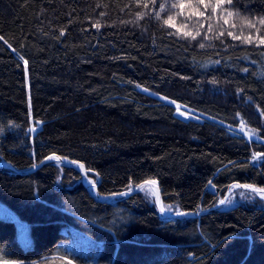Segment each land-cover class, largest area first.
Listing matches in <instances>:
<instances>
[{
	"label": "trees",
	"instance_id": "16d2710c",
	"mask_svg": "<svg viewBox=\"0 0 264 264\" xmlns=\"http://www.w3.org/2000/svg\"><path fill=\"white\" fill-rule=\"evenodd\" d=\"M0 162L33 239L0 218L12 261L56 256L72 226L103 244L83 264H264V199L217 207L264 190V0H0ZM148 180L190 215L127 194Z\"/></svg>",
	"mask_w": 264,
	"mask_h": 264
},
{
	"label": "rangeland",
	"instance_id": "374dc122",
	"mask_svg": "<svg viewBox=\"0 0 264 264\" xmlns=\"http://www.w3.org/2000/svg\"><path fill=\"white\" fill-rule=\"evenodd\" d=\"M219 4H213L215 7L214 11H217L219 9ZM193 15V14H192ZM199 15L203 17V20H200L201 18L195 19L193 21V27H199L203 28L205 23H209L210 18L212 17L209 14H206L205 10L201 8L198 11H195V15ZM226 16V15H224ZM216 17H219L218 15ZM211 19H216L215 17ZM217 20V19H216ZM219 20L222 21L219 17ZM165 101L172 103L176 106L177 114L180 117H183L185 119L196 117L199 119H209L210 117L197 112L195 110L189 109L186 106H183L179 103L173 102L171 100L165 99L161 97ZM231 132L236 134H242L246 136L248 139H259V137L255 134H253L247 125L243 122L238 127H232L230 126ZM77 167L82 171L83 180L86 184H88L89 189L94 192L95 191V181L92 177L89 176L87 169L84 167H81L80 164L77 165ZM86 170V171H85ZM151 182H144L141 184V187L139 189V192L143 193L146 198L155 203L158 212L162 216H170L173 214H178L179 208L175 205L167 206L163 203L161 198L158 197V183L154 180H149ZM252 188V186H246ZM135 188V187H134ZM132 188V190H134ZM130 190V191H132ZM263 198L264 199V192H255L251 189H247L244 187H241L238 184H234L231 186L230 192L225 196L224 198V204L222 206L230 208L232 206H235L238 203H248L252 201L254 198ZM107 200H110L109 197H104ZM190 215L187 213L184 216ZM0 218H6L12 220L17 227V238L21 245L25 248H31L33 246V239L31 234V226L28 221L24 220L14 209H12L9 205L4 203L0 200ZM66 231V229H65ZM67 238L65 239V242H62L59 247L57 248V254L54 257H50L47 260H41L36 261L31 264H82L80 261H91L94 258H90V256L98 255L101 251V242L88 236L87 234L83 233L79 229L70 226L69 229H67ZM92 264L93 261L91 262ZM0 264H25L20 261H12L10 259L5 258L2 251H0Z\"/></svg>",
	"mask_w": 264,
	"mask_h": 264
},
{
	"label": "water",
	"instance_id": "95a60500",
	"mask_svg": "<svg viewBox=\"0 0 264 264\" xmlns=\"http://www.w3.org/2000/svg\"><path fill=\"white\" fill-rule=\"evenodd\" d=\"M55 157H57L56 155H50V156H48L46 159H44L37 167H35V169L36 168H38L39 166H41L44 162H48V161H51V160H53V159H55ZM60 160H65L64 158H62V157H58ZM68 162H71V163H76V164H78L77 162H72V161H68ZM85 168V167H84ZM86 169V168H85ZM86 171V170H85ZM147 183L148 182H151V181H146ZM87 186H88V184H87ZM241 187H244V188H247V189H251V190H253V191H255V192H264V190L263 189H261V188H256V187H252V188H249V187H245V185H240ZM89 187V186H88ZM140 187H141V185H138V186H136L135 188H134V190H132V191H128L127 192V194H131V193H134V192H138L139 191V189H140ZM95 190H96V195H97V197H101L100 196V194H99V191H98V189H97V186L95 185ZM230 192V188H229V190L227 191V194ZM158 197L159 198H161V193L158 191ZM222 203H224V201L223 202H221V203H218L217 204V207H219ZM206 212V210L205 211H202V212H199V213H195V215H198V216H200V215H202L203 213H205ZM188 212L187 211H181L180 213H178V214H173V215H170V216H162V215H160L161 217H163V218H166V217H172V216H184V215H186ZM190 214V213H189Z\"/></svg>",
	"mask_w": 264,
	"mask_h": 264
},
{
	"label": "bare ground",
	"instance_id": "6f19581e",
	"mask_svg": "<svg viewBox=\"0 0 264 264\" xmlns=\"http://www.w3.org/2000/svg\"><path fill=\"white\" fill-rule=\"evenodd\" d=\"M45 159H46V158H45ZM64 161L67 162V163L73 164V165H78V164H79L78 162H77L78 164L68 162V161H72V160H68V159H65ZM72 162H73V161H72ZM74 162H75V161H74ZM0 164H6V165H8V166H10V167H13L9 162H4V163H3V162H0ZM34 169H35V168H34ZM34 169H32L31 171H33ZM16 170H18V169H16ZM229 188H230V190H231V186H230ZM229 188H228V190H229ZM228 190H227V191H228ZM96 196H97V195H96ZM98 198H99V197H98ZM219 203H221V202H219ZM223 204H224V203H222L220 206H222ZM220 206H219V207H220ZM225 208H227V207H225ZM101 245H103V244L101 243ZM101 247H102V246H101ZM100 252H101V251H100ZM49 258H50V257H45V258H42V260H47V259H49ZM20 262H21V261H20ZM80 262H81L82 264L84 263L83 260H81ZM23 263H24V262H23ZM25 264H26V263H25ZM96 264H99V263L97 262Z\"/></svg>",
	"mask_w": 264,
	"mask_h": 264
}]
</instances>
